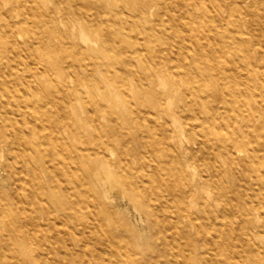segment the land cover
Instances as JSON below:
<instances>
[{"label": "bare ground", "instance_id": "bare-ground-1", "mask_svg": "<svg viewBox=\"0 0 264 264\" xmlns=\"http://www.w3.org/2000/svg\"><path fill=\"white\" fill-rule=\"evenodd\" d=\"M0 166V264H264V0H0Z\"/></svg>", "mask_w": 264, "mask_h": 264}, {"label": "rangeland", "instance_id": "rangeland-1", "mask_svg": "<svg viewBox=\"0 0 264 264\" xmlns=\"http://www.w3.org/2000/svg\"><path fill=\"white\" fill-rule=\"evenodd\" d=\"M254 26V24H253ZM0 184L3 187H7L8 189H12L13 183L11 180H8L5 178V172L2 170L0 166ZM119 209L121 210L122 214L128 218V220L131 222L132 225L136 226L138 224L137 220L134 218V210L130 205L126 206V204L119 205ZM71 225L75 228V234H76V240L74 246V250L78 252V250H81L84 253H87L86 259L83 258L79 264H108L107 260H101L99 259L100 256H108L109 254L101 249V247L104 245L103 242H100L90 235L88 228L85 227L84 230H81V222L71 221ZM207 244V243H206ZM206 248L205 245L201 247L202 250ZM109 257H111L109 255ZM27 264V263H25ZM36 264H48L46 259H39Z\"/></svg>", "mask_w": 264, "mask_h": 264}]
</instances>
